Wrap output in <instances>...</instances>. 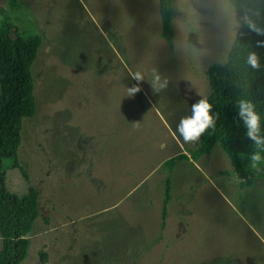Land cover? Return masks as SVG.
<instances>
[{
  "label": "rangeland",
  "instance_id": "obj_1",
  "mask_svg": "<svg viewBox=\"0 0 264 264\" xmlns=\"http://www.w3.org/2000/svg\"><path fill=\"white\" fill-rule=\"evenodd\" d=\"M0 2L21 33L41 36L36 111L22 120L17 152L27 177L1 156L7 189L38 194L20 264H264L263 178L241 187L220 145L171 169L161 162L198 146L176 124L208 95L207 67L227 55L241 20L230 0H174L171 47L158 0ZM137 72L145 79L133 99ZM154 74L169 82L159 92Z\"/></svg>",
  "mask_w": 264,
  "mask_h": 264
},
{
  "label": "trees",
  "instance_id": "obj_2",
  "mask_svg": "<svg viewBox=\"0 0 264 264\" xmlns=\"http://www.w3.org/2000/svg\"><path fill=\"white\" fill-rule=\"evenodd\" d=\"M241 20L227 55L222 62L207 67L209 93L204 99L212 105L216 117L215 127L200 137L198 146L163 160L167 169L182 160L196 161L220 145L227 155L233 173L241 179V187L251 184V178L264 179V161L257 169L247 167V154L254 150L246 137L245 129L237 112V102L248 99L264 122V36L248 29L244 21L247 16L257 27L264 28V0H230ZM160 35L169 47L172 46L174 0H158ZM41 45L38 34L21 33L11 21L5 6L0 2V264H20L27 255L30 240L27 237L39 215L38 194L29 187L21 197L5 186V170L1 156L11 155L14 166L24 177L26 171L19 163L17 152L21 142V126L25 117L36 111L33 74L31 67ZM254 51L259 57L260 67L251 69L244 57ZM264 152V148L255 149ZM4 153V154H3ZM170 178L166 177L163 187L161 218L167 214L170 200ZM46 261V253H40Z\"/></svg>",
  "mask_w": 264,
  "mask_h": 264
},
{
  "label": "clouds",
  "instance_id": "obj_3",
  "mask_svg": "<svg viewBox=\"0 0 264 264\" xmlns=\"http://www.w3.org/2000/svg\"><path fill=\"white\" fill-rule=\"evenodd\" d=\"M244 21L250 31L257 35L264 36V28L257 27L247 16L244 17ZM257 45L264 46L260 41H257ZM244 62L251 69H258L260 67L259 57L254 51H250L246 57H244ZM132 77L135 79L136 83L127 87L125 96L134 99L136 94L141 91L140 82L143 81L145 77L139 72ZM148 81L154 92L165 89L169 83L167 79L161 80L159 74H154L153 78ZM237 109V114L241 118L245 129V135L254 146V150L247 154V167L251 171L257 169V166L264 161V152L255 150L264 148V122H262L261 116L256 111L253 102L248 99H240L237 102ZM215 124L216 117L212 112V105L201 98L192 104L190 115L180 118L179 122L176 124V132L185 143H196L206 130L214 128ZM160 146L161 148L164 147L163 144Z\"/></svg>",
  "mask_w": 264,
  "mask_h": 264
},
{
  "label": "crops",
  "instance_id": "obj_4",
  "mask_svg": "<svg viewBox=\"0 0 264 264\" xmlns=\"http://www.w3.org/2000/svg\"><path fill=\"white\" fill-rule=\"evenodd\" d=\"M178 147L180 148V149H182V151H179L178 153H180V152H186L185 150H183V148H181V146H179L178 145ZM178 153H176V154H178ZM176 154H174V155H176ZM173 156V155H172ZM166 158H168V157H166ZM165 158V159H166ZM165 159H163V160H165ZM163 160L161 161V162H163ZM184 161H192V160H184ZM153 172V168L152 169H150V171L148 172V173H146V175L145 176H148V174H151ZM237 177V176H236ZM238 178V177H237ZM240 181L238 182V183H240L241 182V179L240 178H238ZM253 179H254V177H252L251 178V184L253 183ZM249 186V185H248Z\"/></svg>",
  "mask_w": 264,
  "mask_h": 264
}]
</instances>
